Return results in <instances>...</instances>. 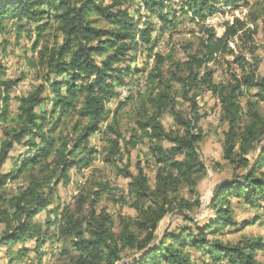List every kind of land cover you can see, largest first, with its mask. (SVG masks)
<instances>
[{"label":"trees","instance_id":"1","mask_svg":"<svg viewBox=\"0 0 264 264\" xmlns=\"http://www.w3.org/2000/svg\"><path fill=\"white\" fill-rule=\"evenodd\" d=\"M153 13H159L164 26L170 20L166 0H142ZM239 0H186L182 10L192 13V20L201 25L203 34L197 48L188 58L175 63L174 71H165L168 57L157 55L142 92L140 118L136 131L147 135L151 152L159 168L154 184L141 166L132 175L129 193L135 199L136 216L124 215L120 230L113 228V219L106 211L92 207L82 215L86 197L80 195L76 208H67L61 225L63 237H73L76 255L72 264H197L191 250L204 253L210 264H264L258 252H264L262 236H244L237 242L218 238L221 229L236 227L230 198L235 196L251 206L263 202L264 210V75L255 35L256 17L251 11L247 20L240 17L227 22L219 36L215 26H206V19L222 6ZM122 0H0V28L14 20L35 22L37 45L44 33L56 24L57 39L43 43L38 57L32 61L37 76L43 80L30 93L20 97L15 124L5 128L0 145V200L4 199L5 183L11 173L1 171L15 143L25 142L34 155L24 159L19 172H30L31 180L9 204L0 206V246H11L38 235L35 217L53 201L58 185L68 179L72 168L90 165L95 151L86 143L95 133L108 111L106 103L116 94V84L123 83L132 73L140 36L142 42L151 41V27L138 29L133 17L123 8ZM167 10V11H166ZM102 23V24H101ZM264 23V21H263ZM61 36V37H60ZM236 41L235 46L232 42ZM230 55L227 62L235 64L240 73L230 70V77L216 83L210 64ZM100 58V60H98ZM67 75L66 80H50L53 75ZM58 79V78H57ZM50 81L54 109L59 118L48 126L46 111L36 108L43 103L46 82ZM12 82L0 78V122L11 117ZM65 87V90H64ZM204 88L219 98L221 120L227 124L223 139V157L237 170L233 179L217 186L210 205L216 217L206 224L194 222L195 228L182 225L177 231H165L158 236L161 221L170 214L187 213L201 206L198 178L206 170L200 152V121L198 93ZM255 90V92H251ZM248 93L247 110L241 98ZM189 102L186 112L178 108L177 98ZM144 97L146 99H144ZM125 103V102H123ZM171 114L178 124L167 130L162 119ZM75 115L77 119L69 132L56 131L62 117ZM116 120V119H115ZM114 130L112 125L109 126ZM135 131V132H136ZM134 132V133H135ZM109 139L107 157L121 151L119 134ZM137 133V132H136ZM138 134V133H137ZM135 136V134H133ZM167 141L169 146L160 142ZM264 218V215H263ZM246 221L243 227L251 224ZM20 251L17 255H22ZM131 259L126 262V259Z\"/></svg>","mask_w":264,"mask_h":264},{"label":"rangeland","instance_id":"2","mask_svg":"<svg viewBox=\"0 0 264 264\" xmlns=\"http://www.w3.org/2000/svg\"><path fill=\"white\" fill-rule=\"evenodd\" d=\"M112 1L114 0H105L106 3ZM141 1L122 0V5L133 17L139 30L151 27V41L144 43L139 35L136 37L139 47L137 51L132 52L136 55V59L132 62V73L125 78L123 83L116 84L115 96L106 103L107 115L101 119L97 130L86 143L95 151L90 165L72 168L68 179L58 185L53 195L52 204L47 209H43L34 219L39 231L37 236L29 237L25 241L11 246H0V264H72V258L76 255L75 246L71 243L73 237H63L60 229L65 211L67 208L73 209L76 206L80 195L87 199L82 215H86L94 203L97 212L106 211L111 215L113 228L118 232L122 216H136L137 214L135 199L129 193L131 177L126 176L127 173L136 175L138 167L141 166L151 184H154L159 166L151 152V145L156 142L151 141L141 131H136V121L140 118L139 111L141 112L140 107L144 95L142 92L146 87L147 76L159 54L168 57L163 65L165 71H174L175 63L187 59L189 54L196 50L203 29L201 25L192 20L190 11L185 13L182 10L185 4L183 2L186 0H166L167 9L170 11L169 18L175 20L166 27L159 13H153L148 7L143 9ZM144 4L146 5V3ZM250 11L256 17L255 25L258 31L255 35V42L258 45L260 72L264 75V0H239L236 4L222 6L220 11L211 15L213 17L212 26L216 27L217 34L221 36L227 22H233L236 17L247 20ZM36 25L35 22L28 21L16 24L14 20H10L8 24L0 28V78L12 82L9 114L11 119L6 123L0 122V145L5 139V128L15 124L12 119L16 118L19 113L20 97L27 95L43 82L41 77L37 76V68L33 66L32 61L38 57L43 43L50 42L52 44L60 35L56 31L55 24L44 33L42 40L37 45ZM236 43L233 41L232 45L235 46ZM232 58V56L226 55L218 63L210 64V67L214 69L213 78L216 83L228 79L230 70L240 73L234 63L230 65L227 62ZM60 77L61 79H57L53 74L50 76V80H66L68 78L67 75ZM46 85L45 99L36 108V111L38 113L46 111L47 129H50L52 123L59 118L60 111L57 110L53 113L54 101L49 86L50 81L46 82ZM124 92H127L128 98L123 95ZM251 92H255V90H251ZM198 93L200 95L198 105L202 115L199 145L201 156L206 164V170L198 178V190L201 194L202 204L187 213L189 219H185L178 213L167 215L160 223L157 231L158 236L165 231H177L182 225L195 228L194 222L204 225L214 219L216 212L211 207L210 201L215 189L222 182L233 179L237 173L242 174V170L235 169L223 157L222 146L227 124L221 120L219 98L204 88L199 89ZM248 98H250L248 93L241 98L244 113L247 110ZM144 99L146 98L144 97ZM177 101L178 108L188 112L189 102L184 100L180 94ZM261 108L264 113V102ZM76 119L75 115L62 117L56 135H59L60 131L69 132ZM162 121L167 130L178 126L171 114H165ZM110 125L114 130L110 129ZM112 131L117 132L120 136L118 139L121 151L115 157L108 158V150L105 148L111 145L109 139L112 140L118 136ZM160 143L169 146L167 141ZM33 155L34 150H30L25 142L13 145L8 159L1 167L2 172L11 173L12 177L3 187L5 190L4 199L0 200V206L9 207V203L29 184L30 172L20 173L19 166L24 159ZM262 170H264V166ZM230 205L233 210L232 216L238 225L222 228V234L216 237L230 242H237L242 237L251 235L264 238L263 202L251 206L233 196L230 198ZM246 221L252 223L243 227ZM20 251L24 253L18 256L17 253ZM191 251L193 257L198 260L197 264L211 263L208 255L196 250ZM263 257L264 252L259 251L258 258L263 259ZM130 260L127 258L126 262Z\"/></svg>","mask_w":264,"mask_h":264},{"label":"built area","instance_id":"3","mask_svg":"<svg viewBox=\"0 0 264 264\" xmlns=\"http://www.w3.org/2000/svg\"><path fill=\"white\" fill-rule=\"evenodd\" d=\"M141 4H142V8L143 9H146V5L141 1ZM213 22V17L211 16V17H208L207 19H206V21L203 23L204 25H206V26H212V23ZM58 79H61V77L59 76V77H57ZM124 96H127L126 98H128V95H127V92H124V94H123Z\"/></svg>","mask_w":264,"mask_h":264}]
</instances>
